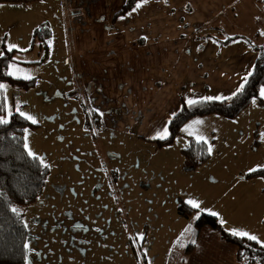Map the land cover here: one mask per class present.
<instances>
[{
  "label": "rangeland",
  "instance_id": "1",
  "mask_svg": "<svg viewBox=\"0 0 264 264\" xmlns=\"http://www.w3.org/2000/svg\"><path fill=\"white\" fill-rule=\"evenodd\" d=\"M93 2L37 0L27 8L0 4L2 48L23 36L17 31L33 16L38 27L45 22L54 27L45 61L41 62L44 52L39 44L30 48L31 38L16 56L31 64L16 63L8 70L14 78H37L35 86L20 90L3 84L6 116L2 120L18 112L36 121L28 119L38 127L26 129V149L50 169L39 200L21 209L28 230V264H182L195 239L200 208L217 213L214 217L224 222L225 230L264 234V181L246 178L252 169L264 168V87L261 102L254 100L236 119L212 117L207 120L210 124L199 123L204 134L197 138H205L210 160L194 172H185L181 151L188 133L158 149L143 139L155 116L152 105L133 95L137 101L131 103L129 89H119L124 93L116 95L104 65L103 75L80 70L75 42L82 29L76 31L75 25L87 22ZM104 5H111V0ZM258 13L260 29L248 34L262 45L264 10ZM235 16L250 19L237 9ZM103 22L104 16L99 19ZM130 69L126 64L120 76ZM157 78L170 100L173 90L169 89H177L173 77ZM122 84L127 86L125 80ZM147 96L152 98V93ZM179 200L190 206L189 201H196L200 207L185 218L177 212Z\"/></svg>",
  "mask_w": 264,
  "mask_h": 264
},
{
  "label": "crops",
  "instance_id": "2",
  "mask_svg": "<svg viewBox=\"0 0 264 264\" xmlns=\"http://www.w3.org/2000/svg\"><path fill=\"white\" fill-rule=\"evenodd\" d=\"M125 1L111 0V5L105 7V0H94L87 22L75 25L76 31L79 27L82 29L75 42L76 55L80 70L88 75H103L105 69L104 74L109 77L116 95L124 93L119 89H129L127 93L131 103H136L138 99L143 104L152 105L155 116L144 140L164 139L161 134L167 129L168 135L166 123L181 108L182 102L226 99L240 88L244 78L251 73L257 57L254 47L259 44L252 40L256 36L248 33L260 29L258 12L264 10L261 0H148L139 9L134 11V7L125 15L117 17ZM29 2L33 1L11 5L27 8ZM234 9L241 16L249 14L250 19L243 21L238 16L232 17ZM79 13L83 15V10ZM252 15H256V18ZM102 16L105 22L99 23ZM82 20H85V16ZM36 27L37 16L26 20L17 31L23 36H17L13 49H26L31 44ZM51 29L53 35L54 27ZM235 35L239 38L225 43ZM2 47L0 44V56L5 49ZM126 64L131 69L125 76H120V69ZM165 76L173 77L177 88L169 89L170 92L173 90L170 100L157 78ZM123 80L127 86L122 84ZM206 90L211 93H204ZM149 93H152V98L147 96ZM161 101L165 104H159ZM212 117L221 118L216 115L193 118L184 125L182 133L204 141L205 138H197L204 133L196 120H205L200 123L210 124L207 120ZM200 210L212 213L202 208ZM226 229L230 232L234 230ZM241 232L256 236L259 243L264 245V234L247 230ZM236 255L235 246L226 243L215 230L205 226L191 254L184 255L182 264H241Z\"/></svg>",
  "mask_w": 264,
  "mask_h": 264
},
{
  "label": "trees",
  "instance_id": "3",
  "mask_svg": "<svg viewBox=\"0 0 264 264\" xmlns=\"http://www.w3.org/2000/svg\"><path fill=\"white\" fill-rule=\"evenodd\" d=\"M35 0H0L1 3H24ZM264 3V0H261ZM142 0H126L117 17L125 15ZM52 36L50 25L45 22L38 27L32 36L31 49L35 43L43 50L41 62L49 56V41ZM239 36L228 38L230 43ZM257 57L253 69L246 82L223 100L198 99L196 103L182 102L181 108L170 118L168 135L164 139H153L158 149L171 146L182 135L184 125L193 118L206 116H220L225 119H236L243 110L250 107L254 100L261 102L260 91L264 87V44L255 46ZM28 52V51H26ZM21 52L4 49L0 56V85L8 84L20 90L32 89L37 78L20 79L9 75L10 67L19 61L16 56ZM6 116V96L4 89H0V120ZM18 112L9 116L7 123H0V264H28L27 254L28 230L22 217L21 209L36 203L41 197L46 185L50 169L37 156H30L26 149L25 133L27 128H36ZM183 156V170L194 172L205 166L210 160L207 142L187 137V145L181 151ZM246 178H261L264 181V168H259L246 174ZM264 191V187H263ZM178 214L189 218L194 216L197 209L178 201ZM15 210V211H14ZM197 220V218H196ZM264 224V218L262 220ZM208 226L218 232L220 238L237 247V260L241 264H264V245L238 238L224 229L216 217L202 212L195 222V239L203 227ZM188 246L184 255L188 256L196 243Z\"/></svg>",
  "mask_w": 264,
  "mask_h": 264
},
{
  "label": "snow or ice",
  "instance_id": "4",
  "mask_svg": "<svg viewBox=\"0 0 264 264\" xmlns=\"http://www.w3.org/2000/svg\"><path fill=\"white\" fill-rule=\"evenodd\" d=\"M146 3H148V0H142V3H137V4L135 5V9H134V11H135L136 9H139L140 7H142V4H146ZM15 47H16L15 45H9V51H11V50H12L13 48H15ZM9 75H12V73H9ZM25 78H28V77H25ZM244 79H245V82H246L247 77H245ZM241 87H243V86L241 85ZM3 88H4V85H0V89H3ZM262 94H264V90H262ZM188 103L191 105V104L196 103V101L189 100ZM21 114L23 115V113H21ZM25 118L31 120L33 123L36 122L31 116H26ZM0 123H7V120H0ZM196 123L199 124L200 121H197ZM166 136H167V129H164L163 132H162V134H161V138H166ZM209 151H210V149H209ZM29 155L31 156V155H33V153L29 152ZM251 171H256V169H252ZM188 203L191 204L193 208H199V207H200L199 203H197L196 201H189ZM14 211H15V210H14ZM210 214H211L212 216H217V215H218V214L215 213V212H212V213H210ZM223 223H224V222L221 221V224H223ZM185 231H186V232H190L191 229H186ZM231 234H232L233 236H235V237H238V238H247V239L250 240V241H256V242L259 243V241L257 240V237H256V236H254V235H250V234L247 233V232H238V231H236V230H232ZM194 242H195V241H193V243H194Z\"/></svg>",
  "mask_w": 264,
  "mask_h": 264
}]
</instances>
